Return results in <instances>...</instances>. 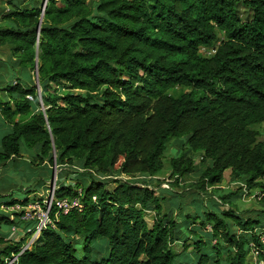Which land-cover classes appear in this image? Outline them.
<instances>
[{"label": "trees", "instance_id": "obj_1", "mask_svg": "<svg viewBox=\"0 0 264 264\" xmlns=\"http://www.w3.org/2000/svg\"><path fill=\"white\" fill-rule=\"evenodd\" d=\"M25 1L0 0V49L10 51L0 70L13 76L0 83L9 97L0 111L13 126L1 140L0 162L28 168L25 184L14 185L0 206L45 205L31 198L43 188L39 180L31 185L36 162L78 166L89 178L55 188L57 199L78 198L82 210L58 215L54 205L52 225L25 251L35 222L1 211L0 264L15 257L14 264L264 263V141L256 129L264 124V0ZM181 139L187 152L203 156L194 184L200 195L230 171L248 191L260 190L261 208L245 216L211 201L203 216L181 212L177 220L151 186L169 143ZM22 141L34 152L29 161ZM187 152L171 159L175 183L198 172ZM4 225L25 236L9 242Z\"/></svg>", "mask_w": 264, "mask_h": 264}, {"label": "rangeland", "instance_id": "obj_2", "mask_svg": "<svg viewBox=\"0 0 264 264\" xmlns=\"http://www.w3.org/2000/svg\"><path fill=\"white\" fill-rule=\"evenodd\" d=\"M19 4L22 2L28 3V1L25 0H18ZM99 0H88V2L91 5H94ZM241 13L246 17L245 9H240ZM10 55V51L8 49H0V60L5 61L8 59V56ZM2 75V76H1ZM4 76V77H3ZM37 74L34 72L32 74L33 80L36 82ZM12 75H9L7 73H1L0 72V83L6 81V84H9L12 82ZM39 95H41V90H39ZM8 99L7 93L0 91V101L6 102ZM256 129L260 133V141H264V124L257 126ZM22 150L24 152L23 160L29 161L30 157L34 153L33 151L28 152L27 151V145L25 141H22ZM188 146L184 139L181 140H172L168 145V150L165 154L164 158V170L162 173H160L158 176L153 177L154 184H152V189L156 190L160 194H164L166 201H167V211L170 209V206L176 211L175 217L177 220L181 221V218L185 215L183 213H196V211H199L202 213V216L204 215V211L206 210H213L211 208V201H215L220 204V210L221 211H227V210H235L236 212L243 213L245 216L249 211L259 210L261 208L260 201L258 198V195L260 194L259 189H254L252 191H248L246 186L242 184L241 182H236L233 180L230 171H227L225 174L224 182L218 187V188H209L207 195H200L198 193V190L194 188V184L198 181V173L201 169L204 167L203 163V156L200 153H192L187 152ZM182 152H187V154L192 157L195 160V163L197 165L198 172L195 174H192L188 177L182 178L179 183H175V179L170 178L171 174V168H170V162L173 157L178 156L179 154H182ZM34 169H38V172H32L31 175L33 177L32 180V188H36V182L38 181V184L41 185L43 188L39 190V192H36L35 194L31 195L32 197L42 198L44 200V203H46L47 198L50 197V194L52 190L59 187V185L66 184V185H75L77 182L80 181H86V179L89 178L87 172L85 170H81L78 166L74 168L69 167H59L57 164L55 166H51L49 164H46L42 166L38 162L33 166ZM40 169L43 171H40ZM66 169L68 171V174H64L63 176H60L58 178V175L63 172V170ZM28 168L23 165L22 169L20 171H17L15 169V186H21L25 184V180H21V177L27 174ZM94 177L98 180H105L107 178H103L99 176L97 173L93 174ZM39 178V179H38ZM78 179H81L78 181ZM114 179H119L121 181L129 180V181H142L144 179L148 180L150 179L148 176H136L131 178H126L124 176H114ZM242 188L241 191H239L238 195H235V198H233V203H225L221 204V198L225 195H228L230 193H235L238 191V188ZM110 188L112 186L110 185ZM248 191V192H247ZM16 197H23L24 195L20 192H16ZM10 200V198L2 197L0 198V202L4 200ZM198 200L197 203L194 201ZM171 204L169 205L168 204ZM181 209V210H180ZM172 210V209H171ZM170 210V213L172 212ZM173 210V211H174ZM1 212V211H0ZM183 212V213H181ZM196 215V214H195ZM154 212H149L147 216V221L149 225L151 226L153 224L154 220ZM202 218L200 217L198 220L200 221ZM205 230L206 232H210L211 228L208 226ZM1 230H4L6 232H10L8 241L9 242H18L22 239L23 234L22 230H18L16 233H13L12 229L8 225H4ZM206 235V234H205ZM31 242V240H29ZM28 241V243H29ZM104 243V240L99 241L98 243H95L93 246L95 248L100 247ZM180 245V244H179ZM177 245H174L176 251L180 252L181 247ZM101 248V247H100ZM107 250H103V252H106ZM96 257V254L93 255ZM257 255L251 252L249 259L251 262H257ZM264 264V263H263Z\"/></svg>", "mask_w": 264, "mask_h": 264}, {"label": "built area", "instance_id": "obj_3", "mask_svg": "<svg viewBox=\"0 0 264 264\" xmlns=\"http://www.w3.org/2000/svg\"><path fill=\"white\" fill-rule=\"evenodd\" d=\"M215 50H207L202 49V54L204 56H211L215 53ZM30 100H33L32 96H28ZM95 199V198H94ZM56 206L59 210L58 215L60 213L67 215L74 209L82 210L81 202L78 198H65V199H57L55 197V189L52 190L50 197L47 199L44 206L40 205L39 203H31L26 207H22L21 205H14L12 207L6 208L7 213L11 214V217L14 219V214H20L22 213L21 220L23 222H35L34 229H30L28 232L32 233V238L30 239L31 242L27 244L24 251L30 246L34 244V242L41 236L44 229H46L48 226L52 225V219L50 216L51 210L53 206ZM19 229L14 227L12 228L13 233H16ZM23 234V233H22ZM25 236V235H23ZM264 242V238H263ZM253 253L258 255V252L253 250ZM257 257V256H256ZM17 260V257L13 259H7L6 264H14ZM263 264V263H261Z\"/></svg>", "mask_w": 264, "mask_h": 264}, {"label": "crops", "instance_id": "obj_4", "mask_svg": "<svg viewBox=\"0 0 264 264\" xmlns=\"http://www.w3.org/2000/svg\"><path fill=\"white\" fill-rule=\"evenodd\" d=\"M0 72L1 73L2 72L7 73L6 71H2V70H0ZM2 87H5V84L0 85V91H1ZM8 100H9V97H8L7 101ZM12 130H13V126L5 121L3 115L0 111V146H1L2 138L6 134L12 132ZM6 167H7V169L4 168V163L0 162V195L9 198L10 195H12V193H14V191H15V187H14V185H15V165L12 164L11 166L8 165ZM1 202H3V201H1ZM6 208H8V206H5L3 204L0 206V211L7 213Z\"/></svg>", "mask_w": 264, "mask_h": 264}, {"label": "water", "instance_id": "obj_5", "mask_svg": "<svg viewBox=\"0 0 264 264\" xmlns=\"http://www.w3.org/2000/svg\"><path fill=\"white\" fill-rule=\"evenodd\" d=\"M46 2H47V0L45 1V5H44V7L46 6ZM36 83H37V84L39 83V81H38V74H37V77H36ZM54 153H55V151H54Z\"/></svg>", "mask_w": 264, "mask_h": 264}]
</instances>
